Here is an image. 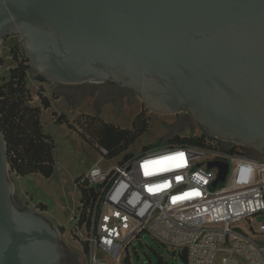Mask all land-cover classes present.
Instances as JSON below:
<instances>
[{
	"label": "water",
	"instance_id": "water-1",
	"mask_svg": "<svg viewBox=\"0 0 264 264\" xmlns=\"http://www.w3.org/2000/svg\"><path fill=\"white\" fill-rule=\"evenodd\" d=\"M9 36L41 83L111 82L264 155V0H0ZM207 168L224 183L227 164ZM13 195L0 133V264H63L57 230Z\"/></svg>",
	"mask_w": 264,
	"mask_h": 264
},
{
	"label": "built area",
	"instance_id": "built-area-1",
	"mask_svg": "<svg viewBox=\"0 0 264 264\" xmlns=\"http://www.w3.org/2000/svg\"><path fill=\"white\" fill-rule=\"evenodd\" d=\"M206 136L205 146L166 142L82 176L81 182L95 187V200L87 225L79 224L78 211L73 216L72 234L88 264H119L143 232L183 254L185 264H216L217 257L220 264H264V245L232 228L264 216V162ZM209 162L228 165L216 187L219 170L208 169ZM258 232L264 235V222Z\"/></svg>",
	"mask_w": 264,
	"mask_h": 264
},
{
	"label": "rangeland",
	"instance_id": "rangeland-1",
	"mask_svg": "<svg viewBox=\"0 0 264 264\" xmlns=\"http://www.w3.org/2000/svg\"><path fill=\"white\" fill-rule=\"evenodd\" d=\"M21 58H25L21 38L19 36L5 38L0 45V78L8 80L10 70L16 67ZM27 65L29 69L26 72V86L30 94L28 105L41 108L40 121L43 132L52 138L55 146V170L50 179H44L38 174L26 177L9 174L14 186L13 199L21 209L35 208L39 215L57 230L60 244L66 253L63 264H88V256L82 250L81 242L72 234L74 227L72 218L76 216V208L79 206V193L74 187V180L93 167L106 169L117 164L121 156L112 161L106 160L102 156V151L98 152L75 130L70 129L68 122L75 123L81 114H98L104 122L128 129L135 116L143 112L148 119V129L126 152L133 155L155 149L176 135L208 134L189 114L163 115L151 112L133 91L114 83L78 85L41 83L35 70L28 63ZM44 92L48 97L51 95L50 108L47 110L42 108L38 96ZM224 145L222 144L221 148ZM244 149L245 155L264 162V155ZM40 204L46 207L45 211L41 210ZM263 222L264 216H255L232 225V228L247 239L264 245V235L258 232V227ZM238 261L240 264H246L241 259ZM119 264L185 263L178 252L174 253L173 250L159 245L143 232L134 240L129 254H126ZM216 264H220V257L216 258Z\"/></svg>",
	"mask_w": 264,
	"mask_h": 264
},
{
	"label": "trees",
	"instance_id": "trees-1",
	"mask_svg": "<svg viewBox=\"0 0 264 264\" xmlns=\"http://www.w3.org/2000/svg\"><path fill=\"white\" fill-rule=\"evenodd\" d=\"M25 58L19 59L15 68L9 72L8 80L0 78V133L3 136L7 154L9 174L26 177L38 174L50 179L55 170L52 138L44 134L40 121L41 108L29 106L30 94L26 86V72L29 69ZM44 110L50 108V101L42 93L38 94ZM64 121H62L63 123ZM68 127L75 130L98 152L105 151L102 156L106 160H114L121 156L117 164L124 163L133 154H126L129 148L148 129V119L143 112L138 113L131 127L122 129L104 122L98 114H81L75 123ZM191 146H205L210 143L205 134L199 136H173L165 141ZM244 148H235L233 153L244 154ZM145 151V150H144ZM82 176L74 180L79 193V224H88V218L95 200V187L81 182ZM41 210L46 207L40 204ZM184 261V255H179Z\"/></svg>",
	"mask_w": 264,
	"mask_h": 264
},
{
	"label": "crops",
	"instance_id": "crops-1",
	"mask_svg": "<svg viewBox=\"0 0 264 264\" xmlns=\"http://www.w3.org/2000/svg\"><path fill=\"white\" fill-rule=\"evenodd\" d=\"M43 96L49 98V100L51 101V99H50V96H51V95L48 97L47 94H45V92H44ZM52 105H53V104H52V102H51V106H52ZM91 169H92V168H91ZM89 170H90V169H89ZM86 173H87V172H86ZM86 173H85V174H86ZM85 174H83V175H85ZM83 175H81V176H83Z\"/></svg>",
	"mask_w": 264,
	"mask_h": 264
},
{
	"label": "flooded vegetation",
	"instance_id": "flooded-vegetation-1",
	"mask_svg": "<svg viewBox=\"0 0 264 264\" xmlns=\"http://www.w3.org/2000/svg\"><path fill=\"white\" fill-rule=\"evenodd\" d=\"M202 135H203V133H202ZM226 147H225V145L222 147V149H225ZM245 152H246V150H245ZM245 154V153H244Z\"/></svg>",
	"mask_w": 264,
	"mask_h": 264
}]
</instances>
